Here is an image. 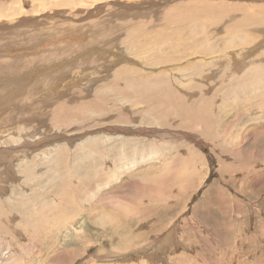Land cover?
Listing matches in <instances>:
<instances>
[{
	"label": "rangeland",
	"instance_id": "rangeland-1",
	"mask_svg": "<svg viewBox=\"0 0 264 264\" xmlns=\"http://www.w3.org/2000/svg\"><path fill=\"white\" fill-rule=\"evenodd\" d=\"M239 1L260 5L264 0ZM146 30L150 31V25ZM15 61L7 67L11 75L0 74L4 89L0 95V264H51L56 258L67 264H264V88L252 98L245 96L251 104L244 105L239 96L248 95L245 82L237 83L235 91L204 85L196 96L175 89L158 104L152 95L132 93L130 101L122 95L119 105L108 101L98 116L70 110L81 99L68 96L81 91L84 83H89L85 92L93 85L100 88L104 82L100 76L105 75L100 63L88 67L90 73L87 69L79 84L77 76L70 73L44 76ZM96 68L101 73H96ZM13 91L11 99L8 94ZM202 93L206 103L214 104L209 110L212 122L231 145L223 141L218 145L219 140H208L194 130L137 121L161 111L164 118L173 115L174 123L184 126L187 123L180 120L186 115L183 105L196 106L198 100L204 106L199 99ZM113 94L105 95L107 100L114 98ZM54 100L69 111L67 117L56 119L58 124L44 116L57 110ZM11 112L23 115L18 123L22 125L13 123ZM50 122L52 126L65 124V130L50 127ZM127 127H141L133 137L161 144L157 145L159 154L114 181L113 171L119 174L125 170L117 168L118 160L132 153L120 154L112 149L114 143L105 141L104 148L83 156L79 142L95 133L113 134L109 129ZM146 129L152 133L144 136ZM155 129L160 130L158 135ZM37 134L42 137L35 140ZM50 135L60 136L59 142H50V138L43 148H28L44 143ZM12 137L20 142L14 143ZM162 140L171 141V147L177 143L184 146L183 141L198 151L185 146L187 151H169ZM59 143L69 145L66 155L57 154ZM25 164L32 173L21 172L20 166ZM163 175L165 180L160 181ZM106 181L109 184L104 186Z\"/></svg>",
	"mask_w": 264,
	"mask_h": 264
},
{
	"label": "bare ground",
	"instance_id": "bare-ground-1",
	"mask_svg": "<svg viewBox=\"0 0 264 264\" xmlns=\"http://www.w3.org/2000/svg\"><path fill=\"white\" fill-rule=\"evenodd\" d=\"M107 11L108 16L105 14ZM178 21L182 22L176 23ZM146 25H150V31H144ZM15 60H20L23 69L31 73L41 71L40 75L44 76H50L57 71L59 75H63V72L66 75L70 73V76H77L78 83L83 80L85 71L87 69L88 72L90 71L88 67L91 69L92 66L96 67V64L100 63L102 67L100 71L105 74L103 77L100 76L104 80L100 88L97 89L93 85L91 90L85 92L89 83H81L79 87L81 91L75 90L74 96H68L70 99L73 97L81 99V102L70 110L88 112L90 115L95 113L100 116L108 101L119 105L122 95L128 101L132 93H139L145 97L152 95L154 102L158 104L165 101L167 94L174 92L175 89L180 94L190 92L196 96L198 90H204L205 87L225 86L224 90L230 91L233 88L235 91L234 87L238 86L237 83L242 82L249 85V91L248 95H240L239 99L242 100L243 105L251 104V100L246 97L252 98L264 88V1L258 5L255 1L252 3L239 0H0V74L11 75L7 67H12ZM123 89L126 90L121 93ZM3 90L0 87V95ZM111 91H114V98L110 99L109 95L110 100H107L108 97L106 98L105 95ZM14 93L13 91L8 94L11 99ZM29 95L32 97L34 93ZM199 96L200 98H196L202 99L204 106L199 105L198 100L195 101L196 106L183 105L186 115L180 120L187 123L184 126L181 123H174L173 115L164 118L161 111H152L151 114H146L137 121L141 124L194 130L208 140H219L218 145L222 141L226 146L231 145L230 139L225 134L220 136L218 124L212 122V117L209 116V110L214 104L206 103L208 92L206 97H202L203 93ZM55 101L57 100H54L52 105L57 110L44 116H49L58 124L56 119L67 117L69 111L64 109L61 101ZM7 103L8 99L5 100V104ZM262 103L264 105V102ZM15 114L11 112L12 121L18 124L23 119V115ZM5 118L11 120L9 116ZM127 118L132 117L128 115ZM51 122L50 127L65 130L63 129L65 124L62 127L52 126ZM70 125L68 124V127ZM140 128L129 127L128 130L112 128L109 130L113 134L104 135L101 132L91 137L86 136L80 140L79 143H82L83 147L78 151L81 155L87 156L92 149L104 148L107 141L114 143L112 149L120 154L124 155L126 151H130L132 154L120 158L117 162V168L125 170L119 174L115 172L116 170L113 171L112 178L116 181L123 173L142 162L157 159L156 156L159 154L157 145L161 144L151 142V139L142 140L133 137L132 133L140 131L138 130ZM147 130L142 131L144 136L152 133ZM159 131L155 129L153 132L158 135ZM50 136L44 143L37 145V149L43 148L50 142H59L60 136ZM40 137L42 135H35V140ZM12 138L14 143L20 142L18 138ZM50 138L52 140L49 142ZM120 140L124 142L121 143ZM163 142L162 144L169 151L178 148L198 151L183 141L180 143L186 148L179 143L171 147V141ZM2 144L3 142H0V145ZM59 144L62 145L57 147L59 149L57 154L66 155L69 145ZM12 167L14 166L9 168ZM20 167L22 173H32V168L27 164ZM229 169L228 165V172L231 171ZM91 170L95 171L94 169L89 171ZM89 171L86 175L90 176ZM159 180H165L164 175ZM108 184L106 181L104 186ZM62 196L66 199L65 195ZM68 199L67 202H70ZM100 220L101 224L105 223ZM53 263L67 264L61 258L54 259Z\"/></svg>",
	"mask_w": 264,
	"mask_h": 264
},
{
	"label": "water",
	"instance_id": "water-1",
	"mask_svg": "<svg viewBox=\"0 0 264 264\" xmlns=\"http://www.w3.org/2000/svg\"><path fill=\"white\" fill-rule=\"evenodd\" d=\"M137 132H141V131H137ZM132 134H134V133H132ZM40 143H41V142H40ZM40 143H39V144H40ZM28 148H29V149H36L37 146H36V145H35V146H34V145H31V146H29Z\"/></svg>",
	"mask_w": 264,
	"mask_h": 264
}]
</instances>
